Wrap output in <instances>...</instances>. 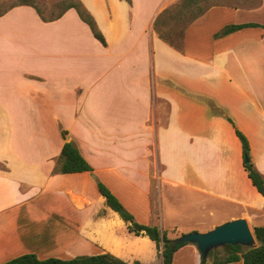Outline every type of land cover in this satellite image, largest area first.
<instances>
[{"label":"crops","instance_id":"0c3cea01","mask_svg":"<svg viewBox=\"0 0 264 264\" xmlns=\"http://www.w3.org/2000/svg\"><path fill=\"white\" fill-rule=\"evenodd\" d=\"M80 1L105 45L73 8L52 21L41 20L29 5L0 15V66L10 71L6 119H21L29 135L42 134L45 152L29 158L18 145L0 147V264L29 252L62 259L109 252L152 264L137 241L147 236L128 231L95 180L107 185L135 220L169 234L181 232L182 221L207 227L185 232L240 217L252 230L264 225V197L243 167L240 141L226 119L248 139L251 161L264 177V0L208 7L185 26L178 47L153 28L155 16L178 0ZM243 23L258 25L217 34ZM34 53L43 71L88 76L86 87L77 84L71 109L37 112V123L29 122L33 112L23 104L30 98V81L45 80L29 71ZM209 102L225 115L213 112ZM125 103L132 106L128 115ZM52 125L60 138L50 146ZM61 130L92 171H54L64 142ZM137 187L147 206L137 198ZM162 190L174 192L168 200L175 202L192 195L183 207L195 213L165 208ZM200 260L197 246L186 242L170 264Z\"/></svg>","mask_w":264,"mask_h":264},{"label":"trees","instance_id":"16d2710c","mask_svg":"<svg viewBox=\"0 0 264 264\" xmlns=\"http://www.w3.org/2000/svg\"><path fill=\"white\" fill-rule=\"evenodd\" d=\"M131 2V0H126ZM205 0H178L176 3L163 8L154 18L153 28L156 31L159 38L163 39L165 42L169 43L174 47H178V42H180L183 30L185 26L193 21L195 18L200 16L208 7L216 4L214 2L211 4L203 5L201 3ZM205 4V3H204ZM18 5H29L31 6L37 15L43 21H52L59 18L67 9L73 8L78 14L79 18L85 22L92 35L99 40L103 45H105V38L102 32L96 25L93 16L87 11L80 0H63L58 3V10L53 13L50 12L49 15L44 14L43 9L37 5L36 0H15L7 8H11ZM6 9V10H7ZM6 10L1 11L2 15ZM168 20H173L178 25H181L180 31H175L172 36H169L168 32L164 30L162 26L167 24ZM257 23H243V24H229L224 26L217 34H225L243 26H256ZM177 41V42H176ZM211 110L215 113L225 115L220 108L215 106L213 103H208ZM226 119L233 125L234 132L238 137L243 157V167L247 172L251 183L256 188V190L264 197V177L255 168L250 156V146L246 136L233 124L232 120L226 116ZM61 136L64 142L61 146L57 164L54 167V171L61 173H72L81 171H92L91 165L85 159V157L80 153L77 146L73 141L66 139V131L61 130ZM247 159V160H245ZM96 187L99 193L104 197L105 204L109 206L112 210L118 213L121 219L126 223L128 231L136 235L147 236L152 240L156 246L158 254L161 256V264H170L172 261L174 251L185 243L178 245H171L170 241L173 237L170 236L167 230H160L156 225L143 224L135 220L133 214L122 204V202L117 198V196L100 180H95ZM176 232L175 229H171L170 233ZM253 235L257 241V245L252 247H247L242 249V245L236 244H225L223 245L226 249V255L223 258H217L214 256V249L209 251L207 257L201 260L199 264H224L227 262H232L241 259L242 264H264V225H258L253 228ZM175 237V236H174ZM1 264H146L139 260H134L132 262L124 261L109 252H103L93 255H78L68 259H62L59 257H46L39 258L35 253H23L13 258H10Z\"/></svg>","mask_w":264,"mask_h":264},{"label":"rangeland","instance_id":"374dc122","mask_svg":"<svg viewBox=\"0 0 264 264\" xmlns=\"http://www.w3.org/2000/svg\"><path fill=\"white\" fill-rule=\"evenodd\" d=\"M14 1L15 0H0V12L6 10L10 6V4L13 3ZM61 1L63 0H36V3L43 9L44 14L49 15L50 12L55 13L58 10V3H60ZM214 2H218L222 4H241L243 5L249 2V0H205V1H202L201 3H203V5H206V4H211ZM174 3H171L168 6ZM32 12L35 15L34 11ZM180 26L181 25H178V23H175V21L168 20L167 24H165L162 27L164 28V30L168 32L169 36H172V38H174L173 36L175 35H172V34H174L175 31H180V28H179ZM178 45H179V42H178ZM96 58L97 60H99L102 58V56H96ZM37 61H38V57L34 53L33 55H31V66L29 67V71H32V73L37 76H44L45 80L43 81L38 80V79L31 80L30 85L28 87L30 98L28 101H24V102L22 101L23 104L26 107H29L30 111L33 112V115L30 116L31 119L30 118L28 119L29 122L31 123L32 122L37 123V116H36L37 112L41 113L45 111V113L47 114H54L55 112L57 114L58 113L65 114L68 111V109H71V105H74L76 102L77 84L81 85L82 87H86L87 81H88L87 73L84 71H78L72 76H70L69 72L65 69H61L55 73H49V72L41 70L39 65L35 64V62ZM0 68H1L0 69V147L5 146L7 143H11L13 145H18L21 148H23L24 150L21 153H23L25 156H29V158H35L36 155L41 156L45 153L41 146L43 143L42 134L29 135L28 130L26 129L27 132H25V130L23 129L24 126H22V120L18 118H16L15 120L9 119L8 121L9 124L11 123V121L16 122L18 124H15L13 128L8 129L9 124L6 119L5 108H6V101H7L6 99H8L7 95L9 91L6 81H8L10 77V71L5 66H0ZM6 74H7V77H5ZM115 95H116L115 97H117L120 94L116 93ZM17 104L20 105L21 103H15V105ZM123 107H124L125 113L128 115L132 106H129V103H125ZM52 130L54 131L52 132L51 139L49 142L50 146H53L55 143H58L59 138H60L59 130L55 131L53 125H52ZM26 143L30 145V148L27 149V145H24ZM22 144H23V147H22ZM51 152L53 151L51 150ZM153 154L154 153L152 151L151 155H149V158H153L154 157ZM156 190L157 189L152 190L153 195H155ZM162 194H163L162 203L165 208H172V210L174 209L178 210L182 208L186 211L193 209L189 207H183L184 202H186L189 199H192L193 197L192 195L183 197L184 201H179V199H177V201L175 202V200L173 201V199L168 200L169 197L174 194V192H170V193L168 192L166 194V193H163V190H162ZM178 195L182 197V194H178ZM137 198H140L139 201L142 202L144 206L148 205V199L146 198V195L143 192L139 191V187H137ZM189 212L190 214L195 213L194 209L193 211H189ZM137 218H140V215L137 216ZM137 222L139 221L137 220ZM182 223H183V225L181 226L182 231L181 232L176 231V232H173L172 234L170 233L171 237L177 236L181 233H185V231H187L185 229H188L189 227H194V228H197V227L199 228L200 226L206 227L200 224L193 225L191 223H186L184 221H182ZM140 238L141 237H137V241L141 243L140 247H143L144 251H149L152 256L151 260L149 261H152L151 262L152 264H159L160 262L162 263L161 256L158 254L157 250L155 249L154 242L150 240L148 237H144L142 239ZM255 245H257V241H255L254 246ZM247 247L248 246H242V249H245ZM213 254L217 258H223L226 255V249L224 248V246H219L214 249Z\"/></svg>","mask_w":264,"mask_h":264},{"label":"water","instance_id":"95a60500","mask_svg":"<svg viewBox=\"0 0 264 264\" xmlns=\"http://www.w3.org/2000/svg\"><path fill=\"white\" fill-rule=\"evenodd\" d=\"M247 160V159H245ZM256 239L253 230L244 218H234L214 225L206 231H189L173 237L170 244L175 246L185 242L194 243L205 259L209 251L225 244L252 247Z\"/></svg>","mask_w":264,"mask_h":264}]
</instances>
